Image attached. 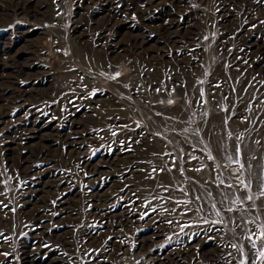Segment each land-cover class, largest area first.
<instances>
[{"label": "rangeland", "instance_id": "1", "mask_svg": "<svg viewBox=\"0 0 264 264\" xmlns=\"http://www.w3.org/2000/svg\"><path fill=\"white\" fill-rule=\"evenodd\" d=\"M262 231L264 0H0V264H264Z\"/></svg>", "mask_w": 264, "mask_h": 264}, {"label": "snow or ice", "instance_id": "2", "mask_svg": "<svg viewBox=\"0 0 264 264\" xmlns=\"http://www.w3.org/2000/svg\"><path fill=\"white\" fill-rule=\"evenodd\" d=\"M248 198L251 199V197H248ZM229 210H231V209H229ZM261 235L264 236V231L261 232ZM260 256L261 257H264V252H261L260 253Z\"/></svg>", "mask_w": 264, "mask_h": 264}]
</instances>
